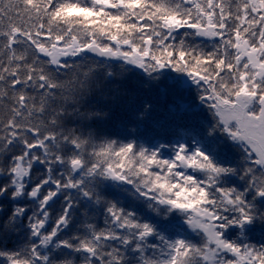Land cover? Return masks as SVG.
Returning a JSON list of instances; mask_svg holds the SVG:
<instances>
[{
    "label": "snow or ice",
    "instance_id": "obj_1",
    "mask_svg": "<svg viewBox=\"0 0 264 264\" xmlns=\"http://www.w3.org/2000/svg\"><path fill=\"white\" fill-rule=\"evenodd\" d=\"M129 66L187 75L214 122L154 147L102 132L129 95ZM5 104L0 197L34 207L14 204L0 223L16 231L27 215L25 243L0 250V264H264V243L247 242L264 224V0H0Z\"/></svg>",
    "mask_w": 264,
    "mask_h": 264
},
{
    "label": "trees",
    "instance_id": "obj_2",
    "mask_svg": "<svg viewBox=\"0 0 264 264\" xmlns=\"http://www.w3.org/2000/svg\"><path fill=\"white\" fill-rule=\"evenodd\" d=\"M5 2H7V0H5ZM183 31L185 30H181V34ZM188 41L189 43L201 44L205 48H210L211 46L210 41L201 40L200 38L188 37ZM112 63L119 64L120 62L116 61ZM131 69L125 81V86L129 90V95L112 105L109 116L98 125L102 132H106L109 136L117 138L121 142L135 139L144 146L154 147L161 143H167L168 141L174 143L177 139H180L185 128L194 123L202 121L205 124H209L214 122L212 119V112L208 109L207 103L200 101L199 96L201 93L195 84L192 83L189 85L187 96L182 94V90L185 89L178 84V78L185 74L177 73L175 70L169 68L163 70V75H160L159 80H152L143 70H137L133 67H131ZM174 79H176L178 83L174 82ZM172 98H177L184 102H192L189 104L192 111L184 113L182 116L178 115L177 112L174 113L170 106V99ZM145 103L151 104V111L142 119H138L139 113L143 110V105ZM101 107H103V105H101ZM170 114H172L173 117H171ZM7 116V104H5V107L0 109V119L6 120ZM164 155L166 158H169L170 150L165 152ZM5 163H7V160H5ZM37 171L43 172L42 166L37 165L33 169L34 173ZM3 183H5V180L0 178V184ZM232 184L237 187H243V182L237 178H233ZM30 187L31 184L29 185V188ZM107 191L109 195H114L113 189L109 188ZM119 199L126 209L138 211L139 206L142 205L141 201L126 194L119 195ZM249 199H251V195H249ZM17 203L28 205L30 211L27 215H31V209L34 207V204L28 200L12 201L8 195H5L4 197H0V205L4 208V212L0 214V223L11 214L14 204ZM61 203L62 201H58L53 206V217L55 213L59 211ZM259 203L258 201V204ZM27 215L24 220L17 225L16 231L4 232L0 229V250H15L18 246L25 243L28 235ZM81 220L82 217L79 211H77V224H79ZM94 222L98 227H104L103 209L96 212ZM259 223L260 222H257L254 225L257 226ZM261 225L264 226L262 223ZM252 230H255V228ZM73 231H75V228L67 230L63 235H70ZM238 231V229H236L235 232L231 230L230 234L233 238L236 237ZM256 233L259 234L260 232ZM247 242L258 247L260 244L264 243V231H261L256 239H247Z\"/></svg>",
    "mask_w": 264,
    "mask_h": 264
},
{
    "label": "rangeland",
    "instance_id": "obj_3",
    "mask_svg": "<svg viewBox=\"0 0 264 264\" xmlns=\"http://www.w3.org/2000/svg\"><path fill=\"white\" fill-rule=\"evenodd\" d=\"M133 68H135V67H133ZM135 69L141 70L139 68H135ZM178 80H179V83H178V81L176 79H174V82L178 83L179 85H181L185 89V90H182L183 92L188 93L189 85L192 84L191 78L188 77L187 75H184V76L178 78Z\"/></svg>",
    "mask_w": 264,
    "mask_h": 264
},
{
    "label": "water",
    "instance_id": "obj_4",
    "mask_svg": "<svg viewBox=\"0 0 264 264\" xmlns=\"http://www.w3.org/2000/svg\"><path fill=\"white\" fill-rule=\"evenodd\" d=\"M96 58V57H95Z\"/></svg>",
    "mask_w": 264,
    "mask_h": 264
}]
</instances>
